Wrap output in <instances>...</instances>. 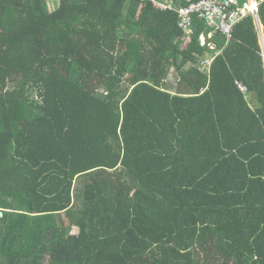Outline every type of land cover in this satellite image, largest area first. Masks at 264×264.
I'll return each mask as SVG.
<instances>
[{
	"label": "trees",
	"instance_id": "obj_1",
	"mask_svg": "<svg viewBox=\"0 0 264 264\" xmlns=\"http://www.w3.org/2000/svg\"><path fill=\"white\" fill-rule=\"evenodd\" d=\"M58 1L0 0V264H264L254 16L210 49L149 3Z\"/></svg>",
	"mask_w": 264,
	"mask_h": 264
},
{
	"label": "built area",
	"instance_id": "obj_2",
	"mask_svg": "<svg viewBox=\"0 0 264 264\" xmlns=\"http://www.w3.org/2000/svg\"><path fill=\"white\" fill-rule=\"evenodd\" d=\"M141 3L152 4L158 11H174L179 16V27L183 32L181 40L183 44L188 45L192 42L195 35L196 19L205 23L207 29H213V32L201 34V47L215 48L212 45V39L215 31L221 32L228 40L234 37L235 27L247 16L252 14L258 17L259 8L264 0H201L182 6L175 0H137ZM211 58L201 57L200 66L204 71H210L214 62L215 55Z\"/></svg>",
	"mask_w": 264,
	"mask_h": 264
},
{
	"label": "rangeland",
	"instance_id": "obj_3",
	"mask_svg": "<svg viewBox=\"0 0 264 264\" xmlns=\"http://www.w3.org/2000/svg\"><path fill=\"white\" fill-rule=\"evenodd\" d=\"M49 2L54 5V7L51 6L54 9H56L58 7V5H59V1L58 0H49ZM183 46L184 47L186 46L185 43L183 44ZM261 46L263 48V44L262 43H261ZM169 80H170L169 81V86H170L169 90L176 91L177 88H178V74L176 72L171 73L170 77H169ZM72 232L73 233H78V229L74 228Z\"/></svg>",
	"mask_w": 264,
	"mask_h": 264
},
{
	"label": "clouds",
	"instance_id": "obj_4",
	"mask_svg": "<svg viewBox=\"0 0 264 264\" xmlns=\"http://www.w3.org/2000/svg\"><path fill=\"white\" fill-rule=\"evenodd\" d=\"M255 18V20H256V27H257V29L259 30V33L260 32H262V37L264 38V27H263V25L261 24V21H260V19H258V17H254ZM260 38H261V36H260ZM262 39V38H261ZM262 41V40H261ZM260 43H262V42H260ZM263 44V43H262ZM263 53H264V47H263ZM210 56V55H209ZM210 58H211V56H210Z\"/></svg>",
	"mask_w": 264,
	"mask_h": 264
},
{
	"label": "water",
	"instance_id": "obj_5",
	"mask_svg": "<svg viewBox=\"0 0 264 264\" xmlns=\"http://www.w3.org/2000/svg\"><path fill=\"white\" fill-rule=\"evenodd\" d=\"M260 36H261V38H262V39H261V40H262L261 42L263 43V47H264V38L262 37V32H260ZM263 56H264V53H263ZM0 214H1V216H2V212H1Z\"/></svg>",
	"mask_w": 264,
	"mask_h": 264
}]
</instances>
